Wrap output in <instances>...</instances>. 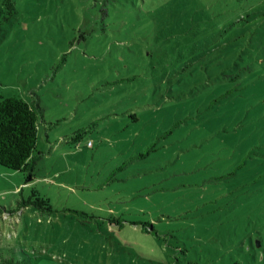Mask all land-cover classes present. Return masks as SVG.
Listing matches in <instances>:
<instances>
[{
  "label": "rangeland",
  "instance_id": "obj_1",
  "mask_svg": "<svg viewBox=\"0 0 264 264\" xmlns=\"http://www.w3.org/2000/svg\"><path fill=\"white\" fill-rule=\"evenodd\" d=\"M15 2L0 99L42 114L33 181L0 164V256L264 264V0Z\"/></svg>",
  "mask_w": 264,
  "mask_h": 264
},
{
  "label": "trees",
  "instance_id": "obj_2",
  "mask_svg": "<svg viewBox=\"0 0 264 264\" xmlns=\"http://www.w3.org/2000/svg\"><path fill=\"white\" fill-rule=\"evenodd\" d=\"M18 11L15 0H0V28ZM42 107L37 100L27 101L21 96L0 99V164L26 173V183L36 175L38 156L35 154L39 139V118ZM36 193V194H35ZM25 200L24 205L53 210L49 197L39 195ZM0 264H21L13 257L0 256Z\"/></svg>",
  "mask_w": 264,
  "mask_h": 264
}]
</instances>
